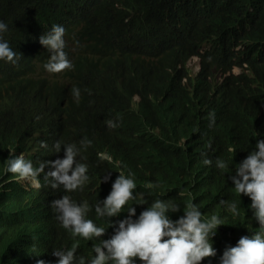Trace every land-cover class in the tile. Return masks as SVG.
<instances>
[{
  "label": "trees",
  "instance_id": "obj_1",
  "mask_svg": "<svg viewBox=\"0 0 264 264\" xmlns=\"http://www.w3.org/2000/svg\"><path fill=\"white\" fill-rule=\"evenodd\" d=\"M25 1L45 11L5 36L16 42L22 58L0 81V264H30L23 261L22 243L43 240L56 227L53 200L69 195L93 209L109 188L103 177L119 169L150 201L182 207L194 200L205 212L223 217L222 227L253 223L252 201L235 192L231 177L261 135L264 140V0H110L108 7L98 0ZM52 22L64 27L63 39L96 43L92 54L53 77L44 75L36 47ZM215 33L225 42L205 51L202 71L188 90L180 66L200 54ZM245 64L252 77L215 82V72ZM74 87L81 92L78 101L71 94ZM109 120L115 128L107 126ZM53 126L63 130L58 141L75 144L88 166L91 184L82 192L52 189L44 179L38 189H26L5 172L10 148L34 167L45 161L58 142L48 130ZM85 139L91 142L87 146L81 144ZM101 152L120 167L102 159ZM218 158L228 167L217 168ZM205 159L212 163L204 164ZM231 202L238 215L228 207Z\"/></svg>",
  "mask_w": 264,
  "mask_h": 264
},
{
  "label": "clouds",
  "instance_id": "obj_2",
  "mask_svg": "<svg viewBox=\"0 0 264 264\" xmlns=\"http://www.w3.org/2000/svg\"><path fill=\"white\" fill-rule=\"evenodd\" d=\"M98 3L103 7L111 6L110 0H98ZM44 11L40 7L30 8L25 0H0V81L12 74L22 58L16 42L5 38L8 30L15 31L22 23L30 24L31 18ZM48 25L52 27L51 32L42 36L40 41L36 40L38 53L43 55L41 67L44 75L62 76L78 60L96 49V43L89 39H63L65 29L59 22ZM224 42V36L215 33L213 40L202 46L200 54L180 66L187 73L183 86L192 90L203 68L202 55L210 48H220ZM194 59L200 62L196 73L190 68ZM241 75L252 77L248 65L234 66L226 74L215 72V82L220 85L227 77ZM65 81L69 83V78ZM71 94L78 101L80 89L72 88ZM139 100L140 95L135 94L132 102ZM62 107L69 110L70 102H64ZM260 117L264 125V107ZM209 119L214 124L215 114L210 113ZM106 123L109 128L116 127L111 120ZM41 129L46 131L43 125ZM48 130L56 141L63 135L59 126ZM90 143L87 139L81 141L83 146ZM41 147H47V144L42 142ZM54 148L38 167L26 160L24 154L10 148L5 172L14 174L12 180L24 184L26 189H38L42 179L52 189L63 187L69 193L87 189L91 184V175L87 164L78 158L77 146L58 141ZM99 156L120 167V163L108 153L101 152ZM211 163V160H204L206 165ZM215 164L221 170L228 167L220 158ZM234 174L231 179L235 192L240 196L247 195L252 201L254 219L246 227H222L223 217L214 211L205 212L194 200L185 202L182 207L162 199L150 201L138 188L135 179L119 169L116 174L103 177L109 188L93 209L86 201L82 203L69 195L55 198L51 208L55 212L56 227L43 240L23 241V261H32L30 264H85V261L86 264H202V261L264 264L263 135L237 163ZM228 207L238 215L235 202L229 203ZM33 210L36 211L35 205Z\"/></svg>",
  "mask_w": 264,
  "mask_h": 264
},
{
  "label": "rangeland",
  "instance_id": "obj_3",
  "mask_svg": "<svg viewBox=\"0 0 264 264\" xmlns=\"http://www.w3.org/2000/svg\"><path fill=\"white\" fill-rule=\"evenodd\" d=\"M199 60L198 59H194L191 63H190V68L191 70H193L194 73H196L198 71V67H199Z\"/></svg>",
  "mask_w": 264,
  "mask_h": 264
},
{
  "label": "bare ground",
  "instance_id": "obj_4",
  "mask_svg": "<svg viewBox=\"0 0 264 264\" xmlns=\"http://www.w3.org/2000/svg\"><path fill=\"white\" fill-rule=\"evenodd\" d=\"M242 90V89H241ZM243 91V90H242ZM0 103H1V100H0ZM103 114V113H102ZM110 114V113H109ZM116 120V119H115ZM111 129V128H110ZM113 129V128H112ZM111 132V131H110ZM113 141V140H112Z\"/></svg>",
  "mask_w": 264,
  "mask_h": 264
}]
</instances>
